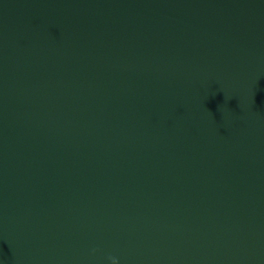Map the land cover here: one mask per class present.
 Wrapping results in <instances>:
<instances>
[{
	"label": "water",
	"instance_id": "95a60500",
	"mask_svg": "<svg viewBox=\"0 0 264 264\" xmlns=\"http://www.w3.org/2000/svg\"><path fill=\"white\" fill-rule=\"evenodd\" d=\"M0 264H264V0H0Z\"/></svg>",
	"mask_w": 264,
	"mask_h": 264
}]
</instances>
